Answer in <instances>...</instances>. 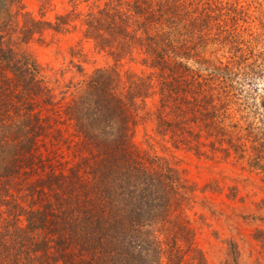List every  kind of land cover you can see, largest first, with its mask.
Returning a JSON list of instances; mask_svg holds the SVG:
<instances>
[{
	"label": "trees",
	"instance_id": "1",
	"mask_svg": "<svg viewBox=\"0 0 264 264\" xmlns=\"http://www.w3.org/2000/svg\"><path fill=\"white\" fill-rule=\"evenodd\" d=\"M70 2L51 21L0 0V264H209L187 214L197 185L135 136L151 123V149H223L264 174L262 4ZM76 29L113 63L88 72L72 58L46 75L29 44Z\"/></svg>",
	"mask_w": 264,
	"mask_h": 264
},
{
	"label": "rangeland",
	"instance_id": "2",
	"mask_svg": "<svg viewBox=\"0 0 264 264\" xmlns=\"http://www.w3.org/2000/svg\"><path fill=\"white\" fill-rule=\"evenodd\" d=\"M24 11L31 13L38 19L55 21L59 13L71 11L74 4L70 0H22ZM264 0H244V7L249 15H256ZM261 7V8H262ZM86 3L77 6L78 11H86ZM251 29L258 30L257 21H252ZM79 24V21H77ZM249 27V24L244 23ZM260 29V27H259ZM82 33L79 29L68 33L55 34L47 32L43 39L36 38L29 44L38 61L46 67L45 74L51 75L55 70L67 67L73 58L75 62L82 60L88 72L96 67L112 64L113 61L103 54H99L91 42L80 39ZM73 47H82L85 58L74 56ZM135 70H140L139 63L132 62ZM74 73L68 72L70 78ZM259 90L247 87L252 97L248 98L250 103L254 102L255 95ZM252 88V90H251ZM258 92V93H257ZM257 93V94H256ZM250 104V105H252ZM238 114V113H237ZM258 122L255 120V124ZM153 134L152 124L140 125L137 129L135 141L143 150L157 152L160 155L176 157L179 165L191 182L197 185V190L191 196L195 203L188 208V219L190 227L195 230V246L205 253L209 264H264V251L260 242L255 238V233L264 231V174L253 168L248 163V157L242 158L237 154L226 155L222 150L213 151L209 146L204 149L208 152L202 157L196 156L192 151L164 150L161 144H155L151 149L145 141V134ZM248 143V146L250 147ZM171 147L170 144H167ZM224 148L227 147L225 143ZM192 254L186 258L190 260Z\"/></svg>",
	"mask_w": 264,
	"mask_h": 264
}]
</instances>
